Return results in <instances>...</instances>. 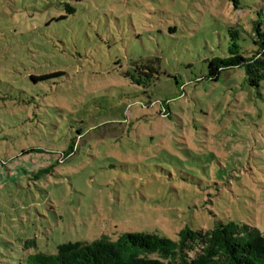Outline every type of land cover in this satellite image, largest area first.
I'll list each match as a JSON object with an SVG mask.
<instances>
[{
    "label": "rangeland",
    "instance_id": "1",
    "mask_svg": "<svg viewBox=\"0 0 264 264\" xmlns=\"http://www.w3.org/2000/svg\"><path fill=\"white\" fill-rule=\"evenodd\" d=\"M238 3L0 0V264L219 221L264 234V82L208 78L232 30L255 48L264 0Z\"/></svg>",
    "mask_w": 264,
    "mask_h": 264
},
{
    "label": "trees",
    "instance_id": "2",
    "mask_svg": "<svg viewBox=\"0 0 264 264\" xmlns=\"http://www.w3.org/2000/svg\"><path fill=\"white\" fill-rule=\"evenodd\" d=\"M233 5L239 9L238 0H233ZM67 9L71 15L76 12L70 6ZM62 18L65 19L61 17L59 20ZM263 26L256 25L251 36L255 48L250 51L242 49L240 33L232 30L229 55L208 61V78L217 82L223 73L243 68L248 84L260 88L264 82ZM155 65H160L158 59L147 64L143 61L136 63L139 77L153 80L159 75ZM61 75L56 73L34 78V81ZM134 82L143 85L141 79H134ZM178 237L173 241L155 233H128L122 234L117 241L105 238L91 244L67 243L60 245L55 255H29L21 264H264V234L246 224L219 221L208 231L186 227Z\"/></svg>",
    "mask_w": 264,
    "mask_h": 264
}]
</instances>
